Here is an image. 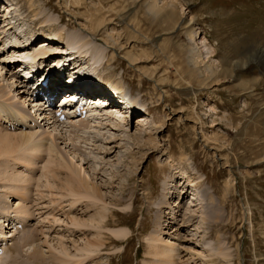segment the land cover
<instances>
[{"label":"rangeland","instance_id":"1","mask_svg":"<svg viewBox=\"0 0 264 264\" xmlns=\"http://www.w3.org/2000/svg\"><path fill=\"white\" fill-rule=\"evenodd\" d=\"M177 1L181 5L176 3V10L182 19L171 27L161 22L162 17L149 11L145 0H0V29L13 22L18 33L26 31V39L19 40L22 49L15 50L17 53L0 51V85L7 91L11 85H20V80H15L19 73L13 75L9 63L24 60L27 53L30 56L36 48H41V42L48 44L44 48L50 51L49 56H53L51 51L57 50L56 46L61 51L59 48L62 49L68 38L75 37L78 44H74V49H81L88 56L86 60H80L83 63L81 70L91 72L93 77H101L106 84H118L141 102L144 111L146 109L144 115L137 114L132 123L129 119L128 126L119 124L126 133L101 132L105 138L117 137L111 145H103L88 134L74 137L70 132L72 129H65L69 124L61 128L58 126L62 124L52 127L41 124L38 131V135L52 133L65 160L73 162L75 168H82V178L87 177L95 185H100L102 194L107 195L106 202L101 204L109 210L108 214L113 215L109 219L122 225L106 226L107 231L102 232L107 233L105 238L109 239H105V243L117 242L109 230L128 231V242L121 239L117 246L107 244L106 251L96 254L98 257L93 264L153 263L148 239L158 230H161V242L174 244L178 249L181 264H207L205 257L222 251L226 252L230 264H264V65L252 63L237 69L234 76L224 74V70L239 60L249 46L264 45V0ZM94 20L103 21V26L97 28ZM36 38V46L26 49L28 42ZM51 38L55 40L49 44ZM199 40L205 41L212 58L207 59L204 54L198 59L204 45H198ZM6 43V50H9L18 40L11 39ZM95 52L104 54L98 53L93 59L103 60L98 72L92 71V66L87 67L88 59L93 58ZM212 61L219 63V71L212 67ZM22 68L21 65L18 71ZM14 87L7 96L11 95L12 102H21L19 107H24V98L19 93L23 88L16 91ZM140 115L149 117L158 128L164 124L155 130V137L163 143L160 148L166 151L151 152L150 157L147 154L135 166L133 163L149 151H138L130 137L137 130L139 120H143L138 118ZM72 120H69L70 124L80 122ZM114 123L113 120L107 122L113 128ZM142 127L149 132L147 127ZM121 137L125 138L122 142ZM72 145L84 152L80 153ZM103 146H107L106 149L114 146L113 153L100 154L97 149ZM128 153L131 154L127 156ZM86 157L95 163L86 164ZM47 158L40 159V172H37L40 163L35 166L36 181L16 170L8 176L20 179L18 184L0 179L5 182L0 185V202L19 185L26 188L20 200H30V203L18 202L15 206L16 201H11L8 196V205L15 206L11 210L22 211L27 206L32 212L29 216H32V210L48 208L49 214L47 209L36 213L34 227L38 229L32 231L31 236L38 231V239L30 243L24 240L22 254L23 258L31 254L40 256L49 264H62L59 262L65 258L60 249L64 251L66 248L68 252L65 254L69 257H82L77 248L83 246L86 237H96L99 230L85 231L86 237L78 232L72 233L77 228L70 224V217L88 223L87 219L96 211L88 213L89 209L85 207L84 211L81 207H73L77 213L70 211L66 200L72 197L48 183L49 180L52 182V176L46 168ZM171 162L173 167H170ZM2 169L5 167L0 165V171ZM111 169L117 176L116 182L110 175ZM195 174L201 178L195 179ZM174 177L179 178L181 184L190 186L187 188L189 197L184 193L179 198L178 193L169 189ZM24 179L29 180L25 183L22 182ZM210 195L216 199L214 204ZM116 197L122 201V207L116 206L113 201ZM165 199H170L171 206L176 205L173 208L178 214L173 215L163 208ZM200 199H204L203 203ZM31 200L37 201L38 206H33ZM190 202L194 203L198 218L193 227L179 230L174 219L179 221L181 213L178 209L184 208V214ZM201 205L203 209H200ZM80 211L87 214L82 215ZM12 256L13 253L9 260ZM23 258L21 261H28ZM227 262L221 259L218 264H229Z\"/></svg>","mask_w":264,"mask_h":264},{"label":"bare ground","instance_id":"2","mask_svg":"<svg viewBox=\"0 0 264 264\" xmlns=\"http://www.w3.org/2000/svg\"><path fill=\"white\" fill-rule=\"evenodd\" d=\"M145 2L147 3L148 9L150 12H152L155 16L162 17L161 22L167 23V24L171 25V27L172 26L175 27L179 23V19L181 18V16H180L181 14L178 12V10H176V8H177L176 3L181 5V3L179 1H177V0H165L164 2H162L161 0H145ZM95 22L98 25L97 28H100L101 26H103V21L98 22V20H96ZM12 23L8 22V24H5L4 27L2 29H0V49H1L0 51H1V53L4 51H11L13 53H17V51H19V49H22V47H20L19 40L21 42V38L26 39L25 38L26 37V34H25L26 31L24 33H21V34L18 33L16 31V28H18V27L16 26L15 23H14L15 26L12 25ZM59 33L61 34V31ZM11 39L18 40V43H15L13 45V47H11V49L6 50L7 49V46H5V45H7L6 42L7 41L10 42ZM192 39H194V37H192ZM36 40H37V38L34 39V41L30 40L28 42V44L26 45L27 46L26 49L31 50L29 47L32 46L31 48H33V46H36ZM48 40L51 41L49 44H52V42L55 39L51 38V40L50 39H48ZM204 42L205 41L202 40L198 43V45L201 46L204 44ZM40 44H41V48H39V47H38L39 49L36 48L37 50H34V52L30 56H29V53H27V55L24 57V60H19L16 62L14 61L13 63H9L10 66H8V67L10 68V71L13 73V75H16L17 73H19V75L15 77V80H20V85L15 84V85H11V87L15 86L13 89H15L16 91H18L19 87L23 88L19 92L21 94V98L23 96L24 100H26L27 96L29 95L28 90L26 89V85L28 86L27 83H29V81L34 79V77L36 76V74H34V73L32 74V72H31V70H33L34 66H36L37 68H42V71L39 72V73H42V75L48 74L52 70V68L54 67L52 65H55L56 62L60 63V60H63L65 58H66V60L72 58V60H70L71 62H69V64H68L69 67H70V64L71 65L73 64L71 66L72 70L70 68H68V70L64 72L65 77H66L64 83H65V85H66V83H69L68 81H70L72 83V85L74 86L71 89L73 93L75 92L74 88H77L78 91L81 90V87L80 86L78 87V85H77V84H79L77 81H80L82 83V85L84 84V85L89 86V88L84 91L85 95L90 94L91 96L95 97V94L98 92H106V90H104L103 88H100V85H92L94 81L89 83V79L87 77H84V76L83 77L82 76L77 77V73H78L77 68H79L81 66V64H83L80 60L81 59L86 60L87 53H84L83 50H81V49L77 50V51L74 49V44H75V46L78 44L76 42L75 37L68 38V40L66 42V45L69 47V49H71V50L73 49L71 53L65 52V50H67V49H64V46L62 47V49L59 48L61 51H58V48L56 46L57 50L51 51L53 53V56H49L50 51H47L46 48H44V45L45 44L48 45V44L47 43L44 44V42H41ZM206 48H207L206 44H204L200 48V50L202 52L199 53L198 59L201 56H203L204 54H206L208 56V57H206L207 59L212 58V56H211L212 52H209L208 51L209 49H206ZM15 50H17V51H15ZM210 51H213V50H210ZM63 53H64V55H63ZM75 53L77 56L79 55V57H76ZM98 53H99V55H104L100 52H95V54H93V58L90 57L87 61L88 62L87 67L92 66L91 70L97 71V72H98V69H95L98 66L97 63L98 62L102 63V61H103L102 58H100L101 59L100 61L97 59L93 61V59H95V57ZM6 54H7V52H6ZM57 56H61V57L56 58ZM13 57H15V55ZM18 62H20V64ZM52 62L55 64L51 65ZM79 62H80V64H79ZM90 62H92L93 64L92 65L89 64ZM212 63H213L212 67L215 68L216 71H219V65H218L219 63L215 64L214 61H212ZM252 63L264 65V45L249 46V48L242 53L240 59L235 61V62H232L230 64V66L224 70L225 72L224 71L223 72H224V74L227 73L230 76L233 74V76H234V73H236L237 69H243ZM21 65L24 68H22V70L20 69L21 71H18V68H21ZM26 68L28 69V73H27ZM81 68H83V66L80 67V69ZM29 69H31V70H29ZM83 75H84V72H83ZM215 76H218V75L216 74ZM20 77H21V79H20ZM56 78H57V85H59V86H57V88L62 87L64 83L58 81V79H60V76H58ZM87 81H88V83H87ZM18 82L19 81H15V83H18ZM35 84H36V82H35ZM1 85H0V124H1V122L7 121V122H14L16 124L22 125V127H21V129H18V131L15 130L14 133L9 132L7 130H3V128L0 127V165L5 167V169H2L0 171V179H6L5 182H7L9 179V180L14 181V182L16 181V184H18L20 179L17 180L18 179L17 178L16 180H14V178H11V176H8L9 174L11 175L13 173L17 164H20V166L31 167V166H34L36 164V160L39 162V159H43V157H46V158L48 157L49 159L47 158L48 161L46 164V168L49 171L48 173L52 176V182L49 180L48 183L52 184L53 187L56 186L59 191H63L66 194H68V196L70 195L72 197L71 199L66 200V202L69 203L70 211L77 213L78 211H75V209H74L75 207H77L76 209L81 207L82 210L84 207L88 208L89 211L88 210L86 211L88 213L89 212L92 213V212L96 211L94 214L92 213V216L90 217V219H87L88 223L86 221L84 222V221H77L75 219L73 220L72 217H70L71 218V219H69L70 224H72L73 227L76 226V228H77V230L72 231V233L77 234V232H78L79 235L85 236V231L89 232V231H93L95 229L99 230V233L98 234L95 233L96 237L93 236V238L91 236H90L91 238H87L85 236L86 239H84L85 241H84L83 246L82 247L79 246L80 248H77V250L80 253H82L81 254L82 257L81 256L77 257L76 255L69 257L67 254H65L68 252V250L66 248H63L64 251H62V249H60L61 250L60 252L62 253L61 256L64 257L65 259L59 263H62V264H83V263L91 264L92 263L93 264L94 263L93 261L96 259V257H98V255H96V254L101 253L103 251H106L107 244L112 246L111 244L113 243L114 246H117L119 244V242H122V241H119L121 239H123L124 242H128L129 241L128 231L127 232L126 231L125 232L124 231L117 232L114 229L115 231L109 230L108 232L110 233V235H112L117 240V242L115 240H112V242H110V243H105V239H109V238H105L107 233H105L106 234L105 235L102 232L104 230L107 231L106 226L112 225V224H114V225L115 224L122 225V224H120V222L115 223L113 221V219H109L113 215L108 214L109 210L106 209L102 205L103 203L106 202L105 197H107V195L104 196L102 194V191H101L102 187L100 185H95L94 183H92L91 180H88L87 177H86V179L82 178V168H80V169L75 168L72 166V165H74L73 162H68L67 160H65L66 158L63 157V155L58 151L57 146L54 143L55 137H53L52 133H49V131H48V133H46L45 135H42L43 133L41 135H38V131L40 130V128L35 129V126H29L28 125L30 123L29 120L32 117V113H31L29 107H27V109H25L24 107H19L15 103L10 102V100H12V97H11V95L9 97L7 95H9L12 88L9 87L10 91H7V89ZM111 86H113V85H111ZM113 87L114 88L117 87L119 92L115 91L116 92V94H115L114 90H112L110 88L112 96L116 100H117V96H119L120 100L125 103V105H126L125 107H123V106H112V105L111 106L110 105L105 106L102 109L90 107L88 115L90 117L92 115H94V116L92 118H90V120H87V121L86 120H80V122L78 124H76V123L70 124V122H71V121H69L71 119L70 117H66L65 120H63L62 122H59L53 115H51V113L43 114L45 117H44V119H41L39 122L44 121V124L53 123L54 126L55 125L57 126L58 124H62V125H60L61 127H65V124H69L65 127V129L66 128L72 129L70 132H72V134H74V137L81 138L82 135L88 134V136L95 137L97 139V141L103 145H105V144L111 145V143L115 142V139H117V137L114 136L110 139L105 138L104 136L101 135L102 131L108 130L110 132L113 131L116 133H124L125 129H123L122 126H120V125H124V124L127 125V122L129 119H131V123H132V119L135 118V116L137 114L144 115L143 113L145 112L142 108L143 105L141 106V102L137 98H134L132 93L122 90L121 88H119L118 84L116 86H113ZM61 89H63V88H61ZM125 92L132 95L133 98L128 97ZM73 93H71V94H73ZM97 96L98 97L94 98L96 104L103 105V103H105V101H106V97L101 98V97H99V95H97ZM37 100H41V99H37ZM41 103H42V101H37V104H41ZM93 105H95V104H93ZM137 109H139V110H137ZM138 111H142V112H138ZM113 113H115V114L121 113L122 116L120 118H112L110 116ZM141 115L138 118L143 119V120H139V122L137 123V126H138L136 128L137 130L135 131L134 134H130V137L133 140V142L135 143V146L138 149V151H143V150H149V151H147L144 154V156L139 159V161H135L133 163L135 166L138 165L140 160H142L147 154H148V157H150L151 152L153 154L155 152L159 153V152H165L166 151L165 148H160L163 143L158 141L157 138L155 137V135H156L155 130L160 129L161 127H163L164 124L161 123L162 125L160 126V128H158L155 126L156 124L153 123L149 117L144 116V118H145L144 119ZM36 118L37 117H35L32 120L35 122L38 120V118L37 119ZM115 119L117 121H115ZM112 120H113V122H115L114 128L110 124L109 125L107 124V122H110ZM72 121H75V120H72ZM63 123H64V125H63ZM142 126L147 127L146 130L149 132H145V130H142L141 129V128H143ZM23 127L26 129H23ZM143 137H144V139H142ZM119 140H121V142H122L125 140V138L123 137L122 139H119ZM146 146H148V148H145ZM73 147H75V149H77L80 153L84 152L76 146H73ZM106 147L103 146L102 148L106 149ZM113 147L110 149H106V152H104L105 150L102 151L103 150L102 148H99L97 150H99L98 152L100 154H103L105 156V155H110L113 153L112 152ZM130 154L131 153H128L127 156ZM162 156L166 157L167 154H162ZM86 161H87L86 164H90L91 162L95 163V160H92L89 157H86ZM42 162H44V160H42ZM170 164H171L170 167L174 166L173 162H171ZM44 169H43V171H44ZM67 170L69 171V173L67 172ZM18 173H21V172H18ZM110 173H111L110 175H112L113 182H116L115 177H117V176H116V174L114 175V170L111 169ZM22 174L24 177H27L28 175L31 176V173L26 174V173L22 172L21 175ZM15 175H16V173H15ZM56 176H58L57 179H56ZM195 176H196L195 179L201 178V176H199V174H195ZM35 177L31 176L29 179L32 178L33 180H35L36 179ZM29 179H24L22 182L26 183V181ZM129 181H130V179H129ZM171 181L173 183V186L169 189H172L175 191V193H178L179 198H180L181 194L185 193L184 196L189 194L187 188H189L190 186L188 184L186 186L184 185V183L181 184L179 178L177 180V177L172 178ZM48 183H46V184H48ZM27 185L28 184H26V186ZM30 186H32V185H30ZM12 187H14V186H12ZM14 188H15V191H13V192L17 193V195L21 194V197H22L26 188L24 186H19V185H18V187H14ZM182 188H183V190H181ZM189 195H188V197H189ZM18 198L21 199L20 197H18ZM60 198H61V200H65V198L63 196H60ZM109 198H111V196ZM209 199L212 200V202H211L212 204H214L216 202L215 201L216 199L212 195H210ZM168 200H170V199H165L163 208L170 210L173 215H175V213L178 214L179 212L178 211L175 212L176 209L174 210V208H173L174 206L176 207V205L171 206L168 203ZM182 200H184V198ZM29 201L30 200H28L27 202H29ZM32 201L33 200H31V202ZM110 201L112 202V200H110ZM113 201L115 202L117 207H119V206L122 207V205H123L122 201L117 199V197L114 198ZM200 201L203 203L204 199H200ZM213 201H214V203H213ZM182 202H180L179 204L181 205ZM33 203H34L33 206H38L37 201L36 202L33 201ZM193 204L194 203H192V202L189 203V206L185 209L184 214H183L184 208L182 210L178 209L181 213L180 216L178 217L179 221H177V218H175L174 220H176V222H175L176 226L175 227H178L179 230H181V229L182 230H188L190 227H193L196 218H198L197 215H195L197 210H194L195 206H193ZM177 206H179V205H177ZM25 207H26V210H25V208L22 211L17 210L18 212L22 213L21 215L23 216L24 219H26L29 216V214L32 213V212L30 213V210L27 209L29 207H27V206H25ZM56 207H58V206H55V208ZM93 207L96 209H92ZM203 208L204 207L202 206L200 209H203ZM19 209H21V208H19ZM46 209H47V213H48V208H45V210L41 209L39 211L32 210L34 212V214H32V215L35 216L36 213H38L42 210L46 211ZM62 209H63V207H62ZM68 212H67V217H69ZM80 212H82V211H80ZM85 214H87V213L82 212V215H85ZM46 215L47 214H45L43 216H46ZM52 215H54V214H52ZM82 215H79V216H82ZM89 216H90V214H89ZM51 217L54 218L53 216H51ZM87 218H89V217H87ZM10 219H11V217H5V221L10 220ZM159 219H162V216H160ZM172 222L173 221H171L170 223H172ZM165 223H167V222H165ZM162 224H163L162 227H164V223H162ZM168 226H169V224H168ZM55 227H57V225H55ZM34 228L38 229V227H34ZM50 228H52L51 225H50ZM86 228H89V229H86ZM32 231H34V230H31L28 233V235L30 234L29 236H31ZM52 232H54V231H52ZM33 234L34 233H32V236L34 237L35 234L34 235ZM24 236H26V235H24ZM160 236H161V230H158V231H154L148 239V248L150 249L149 255L152 256V260H153V263L150 261L151 264H178V263L181 264L182 259L180 257V253L178 252V249L175 248L174 244H167L166 241L161 242L159 239ZM1 237H3V236H1ZM24 240L29 241L28 236L24 237ZM76 243H78V242H76ZM16 244H17V249H16V251H17L18 249H21L22 245H19L18 243H16ZM61 244H63V242ZM63 246H65V245H63ZM57 252H58V250H57ZM222 252H224V254ZM222 252H220L218 254L214 253L211 256L209 255V257H205L208 259V260H206V263L207 264H218L221 259H224L227 262L229 260V257L226 255L225 251H222ZM0 255H1V253H0ZM4 256H5V254L2 257H4ZM215 256H218V257H215ZM32 258L34 259L33 264H45V263L49 264L40 256L33 255ZM7 259H9V256H7ZM12 259L16 260V258H14V256H12V258L10 260H12ZM189 259H190V257H189ZM27 260H29V259H27ZM16 262L18 264H30L28 261H16ZM16 262H13V263H16ZM227 263H229V262H227Z\"/></svg>","mask_w":264,"mask_h":264}]
</instances>
